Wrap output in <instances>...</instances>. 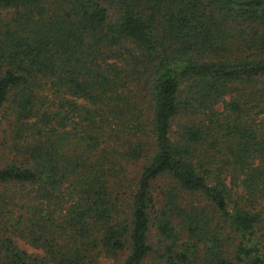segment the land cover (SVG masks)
Returning <instances> with one entry per match:
<instances>
[{"label": "trees", "instance_id": "1", "mask_svg": "<svg viewBox=\"0 0 264 264\" xmlns=\"http://www.w3.org/2000/svg\"><path fill=\"white\" fill-rule=\"evenodd\" d=\"M0 264H264V0H0Z\"/></svg>", "mask_w": 264, "mask_h": 264}, {"label": "rangeland", "instance_id": "2", "mask_svg": "<svg viewBox=\"0 0 264 264\" xmlns=\"http://www.w3.org/2000/svg\"><path fill=\"white\" fill-rule=\"evenodd\" d=\"M143 105L145 106L144 103H143ZM171 129L174 130L175 126L172 125ZM153 240H155V237H153ZM17 243L22 249L26 250L27 252H32V253L39 252L38 249L33 248L32 246L28 245L27 243L23 242L22 240L17 239Z\"/></svg>", "mask_w": 264, "mask_h": 264}]
</instances>
